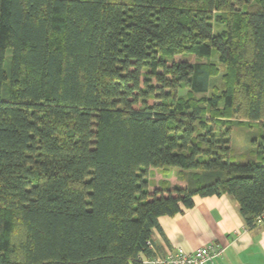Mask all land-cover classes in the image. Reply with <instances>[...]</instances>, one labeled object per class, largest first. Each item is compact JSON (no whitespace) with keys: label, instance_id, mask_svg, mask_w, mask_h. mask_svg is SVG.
Here are the masks:
<instances>
[{"label":"trees","instance_id":"obj_1","mask_svg":"<svg viewBox=\"0 0 264 264\" xmlns=\"http://www.w3.org/2000/svg\"><path fill=\"white\" fill-rule=\"evenodd\" d=\"M223 193L264 222V0H0V264H143Z\"/></svg>","mask_w":264,"mask_h":264},{"label":"crops","instance_id":"obj_2","mask_svg":"<svg viewBox=\"0 0 264 264\" xmlns=\"http://www.w3.org/2000/svg\"><path fill=\"white\" fill-rule=\"evenodd\" d=\"M154 177L157 178L151 187L156 188L163 177L159 171ZM174 178L175 184H180L173 175L168 179L171 187L175 185ZM151 242V256L191 253L200 246L215 244L222 246L224 252L207 264H264V222L249 227L238 201L228 193L195 195L192 207L175 215L160 216Z\"/></svg>","mask_w":264,"mask_h":264},{"label":"rangeland","instance_id":"obj_3","mask_svg":"<svg viewBox=\"0 0 264 264\" xmlns=\"http://www.w3.org/2000/svg\"><path fill=\"white\" fill-rule=\"evenodd\" d=\"M9 62L8 60L5 62V68L8 69ZM259 139V129L256 125L249 126L247 123L238 122L233 126L232 134H231V148H232V156L233 160L244 162L248 159H258V144L257 141ZM155 171H153V174ZM158 177V174L156 175ZM154 177L153 179L157 178ZM177 178V181L180 184L186 185V182H182ZM175 184L176 180L173 179ZM172 184V183H170ZM153 190V187H150Z\"/></svg>","mask_w":264,"mask_h":264},{"label":"built area","instance_id":"obj_4","mask_svg":"<svg viewBox=\"0 0 264 264\" xmlns=\"http://www.w3.org/2000/svg\"><path fill=\"white\" fill-rule=\"evenodd\" d=\"M262 220L263 218H258L259 222ZM223 252L224 248L222 246L208 244L198 247L191 253L178 252L166 257H143L142 262L143 264H207L208 262L213 261L216 257L221 256Z\"/></svg>","mask_w":264,"mask_h":264}]
</instances>
